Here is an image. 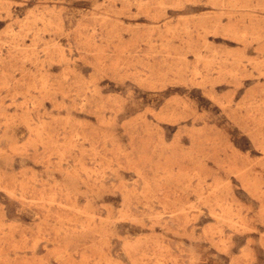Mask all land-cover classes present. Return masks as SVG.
I'll return each mask as SVG.
<instances>
[{
	"label": "rangeland",
	"instance_id": "1",
	"mask_svg": "<svg viewBox=\"0 0 264 264\" xmlns=\"http://www.w3.org/2000/svg\"><path fill=\"white\" fill-rule=\"evenodd\" d=\"M0 264H264V0H0Z\"/></svg>",
	"mask_w": 264,
	"mask_h": 264
}]
</instances>
